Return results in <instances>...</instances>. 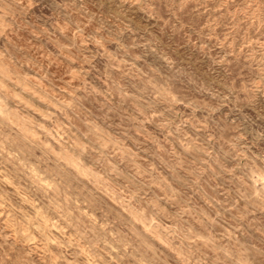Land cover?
Returning a JSON list of instances; mask_svg holds the SVG:
<instances>
[{
  "label": "clouds",
  "instance_id": "9594fccd",
  "mask_svg": "<svg viewBox=\"0 0 264 264\" xmlns=\"http://www.w3.org/2000/svg\"><path fill=\"white\" fill-rule=\"evenodd\" d=\"M0 264H264V0H0Z\"/></svg>",
  "mask_w": 264,
  "mask_h": 264
}]
</instances>
